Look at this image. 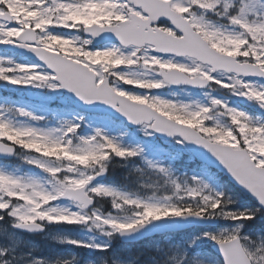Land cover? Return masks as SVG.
<instances>
[{"label": "rangeland", "instance_id": "obj_1", "mask_svg": "<svg viewBox=\"0 0 264 264\" xmlns=\"http://www.w3.org/2000/svg\"><path fill=\"white\" fill-rule=\"evenodd\" d=\"M11 1L13 0H0V4L6 3L12 7L16 6L13 13H10L12 18L16 20H20L21 18L28 20L29 14L27 9L20 3V0H14V4H11ZM168 1L171 2L172 8L175 11L187 16L186 19L207 41L208 39L201 31V24L207 26L208 30L215 29L225 34H237L225 25L222 27L207 20L205 18L207 14L216 15L217 19L224 21L227 25L234 26L230 22L231 16L239 15L240 9L246 8L245 18L248 22L251 23L247 17L249 15L254 18L257 17V21L254 19L252 22L264 20V0H221L215 10H204L195 7L194 4L198 3L199 0H186L187 3L184 0ZM60 2H71V0H60ZM82 2L83 0H76L78 4ZM93 2L98 7L95 10H90L81 19L69 22L66 27H51L47 30L48 34H53L59 38L58 43L51 44L49 51L58 52L56 45H59L62 49L59 53L74 62L87 66L96 75L97 83L102 81L104 75L109 76L113 90L135 102L144 101L150 107L156 104L157 101H164L175 105L174 108H161L159 112L177 122H184L195 128L197 127L196 125L200 127L202 122H205L206 126L207 122L210 123L212 121L213 127H207L209 130L218 129L219 127L227 130V127L216 115L218 109L215 110L212 104L213 100L219 101L220 103L217 104L218 108L223 109L221 111H224L231 123L236 125L238 130L241 131L243 143L245 142V148L252 154V159L257 165L264 166V123L256 124L255 122L259 120L257 117L249 120L241 110L233 106L236 105L234 99L227 100L215 93H206L195 97L187 91H171L158 79L156 74L158 69L165 70L169 67H185L182 66L183 63L155 56L151 53L149 47L141 50L129 48L124 49L127 51L123 52H121L118 46L111 45L102 46L98 49L93 48L92 42L83 36L82 30L93 24L99 26L114 25L115 22L121 21L125 17L122 13L123 9V12L131 10L125 4H123V9V6L121 8L110 6L108 0H93ZM225 3L231 6L227 14L223 10ZM190 9L191 11H189ZM192 9L195 10L193 11ZM260 16L261 18L259 19ZM85 20L89 21V23L86 24ZM166 25H161L160 29L174 34V31ZM11 27H15V25ZM208 42L210 45L212 42H215L226 51L236 50L234 46L221 42L219 38H214L212 42ZM118 61H121V63H118ZM0 62H2L3 67L13 68L20 65L22 61L12 60V58H6L5 55H0ZM9 63L13 67H10ZM20 66L36 67L34 65ZM32 74L48 76L46 73H41L39 69L38 71H33ZM20 76L23 77L24 73ZM214 78L226 80V78L219 75L214 76ZM48 81L53 85L55 90L41 87L44 89V94H41L38 91L40 87L12 85L0 80V84L7 86V90H12L13 93H18V91L25 92L27 97L23 98L33 103L28 106L27 104H23L26 102L14 104L8 102L6 107L0 103V117L5 122L10 123L13 129L21 131L32 129L37 132V136L45 132H53L55 134L51 139H70L73 147H83L82 141L93 137L99 131L102 139L97 138L95 148L99 151L101 146H103V154L109 157L104 162L105 170L109 173V168L113 171L121 168L126 173L131 172L134 178L131 184L135 185L136 191L140 194L128 193L110 184L108 182L109 178H111L109 174V177L107 176L104 182L94 183L90 187L103 186L110 188L132 199L167 207L170 211L172 209L184 211L191 206L203 207L215 204L221 190L218 185L213 184L204 176L206 173L204 174L202 170H197L196 168L185 169V171L174 168L173 163L180 158L185 150L182 142L178 143V140H174L171 143H161L157 141L148 127H142L128 133L118 123H114L116 128L111 127L112 121L107 118L82 116V114H78L75 110H72L71 98L62 94L59 87L50 80L49 76ZM155 84H161L162 86L159 88L150 87ZM216 85L219 91H227L229 97L246 98V96L241 95V92L235 89L233 84L227 87ZM251 85L256 89L264 90L262 87H256L258 85ZM240 88L244 89L241 85ZM246 91L248 90L246 89ZM19 97L21 96L19 95ZM205 100L209 101V103H204ZM51 102H54L55 105H62V107H53L47 111L43 105ZM257 108L261 109L262 107L258 105ZM204 109H210L209 111H204V113L209 112V115H201ZM21 111L29 115L22 116L20 115ZM32 117H37V119H33ZM27 118H32L33 121L31 122ZM242 121L253 122L254 125L242 123ZM255 124L257 127H254ZM69 125L76 127L77 131L68 136H63V131ZM249 130L251 131L250 134ZM108 131H110L109 134ZM124 131L126 136H124L125 134H121ZM229 135L226 133L225 136ZM122 137H126V142L123 141ZM246 137L249 139L245 140ZM23 139L25 142L36 139V143L38 144L45 143V141L35 137ZM108 140L115 142L119 146V151L125 153V155H117L115 150L108 149ZM225 141L230 142L229 144L233 147H237L234 139L229 137ZM16 147L19 149L20 154L15 163L22 167L12 171L7 169L9 167H0V173L23 178L24 180H35L49 191H52L54 187L53 178L44 172L42 168L29 164L28 161L40 160L43 164L53 168L66 169L73 166L59 152L57 155L61 156L60 159L56 157L44 158L35 150H25L19 146ZM61 147H64V145L62 144ZM163 148L170 149L175 154L170 152L171 155H169ZM132 152L136 154L128 155V153ZM68 154L71 155V153ZM24 167L27 170L26 173H22V168ZM32 170L37 171V173H30ZM79 171L95 176L98 168L80 167ZM65 174L61 173L60 176L63 177ZM27 191L31 192L32 189L29 188ZM93 199L95 200V204L97 202L98 205L85 211L89 215L95 212L102 217L114 215L121 220H126L133 218L138 211L135 206L131 205H125L120 210L114 209L111 197H94ZM225 201V204L220 208H216V205L212 206L209 216H216L223 222H226L227 225L225 224V226H222L218 230H193L178 237L167 236L147 242L137 248L155 252L149 253L147 260L141 259L138 261H136V258L131 253L133 246L121 243L117 238V232H114L111 236L106 235L111 229L105 226L96 227L91 224H50L40 222L45 231L43 233L37 232L41 235L28 234L21 232L15 227L17 223L15 217L7 215L6 212H0V217H3L0 219V252L3 253V256H0V264H36L37 261L41 262V264H156V262L157 264H185V260L188 257L196 261V264H214L218 259L216 260L212 257L208 250L210 249V245L215 242L207 239L205 234H216L221 237L239 236L243 240V248L251 259L252 264H264V226L258 225L259 229L256 231L255 237L252 238L243 232V223L233 222L239 219L228 217L233 212L229 208V203L248 210L252 209L251 201L242 195L238 196L230 192L226 194ZM11 203L13 207L23 206L24 204L23 201L16 200H13ZM48 207L76 211L73 203L71 204L61 199L53 201ZM103 209L106 211L103 212ZM227 219L233 221L228 222L226 221ZM259 220H264V213H262V216L260 215ZM67 241H77L82 244L100 246V248L105 250H98L96 247H79L67 243Z\"/></svg>", "mask_w": 264, "mask_h": 264}, {"label": "snow or ice", "instance_id": "obj_2", "mask_svg": "<svg viewBox=\"0 0 264 264\" xmlns=\"http://www.w3.org/2000/svg\"><path fill=\"white\" fill-rule=\"evenodd\" d=\"M221 0H199L194 6L204 10H215L220 4ZM20 3L27 9L29 19L16 20L11 17H0V44H12L18 47H25L29 51L34 52L39 60L43 62L48 70L47 73L54 81L57 75H70L71 69L69 66L59 62V60L49 55V50L52 43H58L59 38L53 34H48L47 30L51 27H66L69 22L81 19L90 10H95L98 5L93 0H83L82 3H76V0L71 2H60V0H20ZM231 6L224 4V13H228ZM4 9L0 8V12ZM191 11V9L189 10ZM246 8L240 9V14L231 16L230 22L234 26H239L242 32L238 34H225L219 30H208L207 26L201 24L200 28L203 35L212 42L214 38H219L221 42H226L228 45L234 46L235 51L220 47L219 44L212 42L211 48L202 46L198 40L193 38L184 25L179 20L175 21L177 28L180 31L175 32L177 37L183 41V47L187 49L185 54L192 55L201 63L194 67H181L179 73H170L166 80L170 83H187L196 86H205L212 82L221 87H227L233 83L231 75L227 76L226 80H217L211 73L223 71L225 73H236L238 76L244 77H259L264 78V20L259 22H248L245 18ZM86 24L89 21H84ZM164 24L167 21H160ZM8 25H16L9 27ZM171 27V26H170ZM175 31V29H171ZM99 31L93 32V35H99ZM123 42L124 36L117 33ZM121 63V61H118ZM203 65H207L205 68ZM33 71H38L36 67L17 65L13 68H6L0 62V80L6 81L12 85L47 87L55 90L53 85L49 83L48 76L34 75ZM24 73V76L15 75ZM187 74V78H185ZM235 84L241 85L242 88L247 89L246 92H241V95L246 96L249 100H254L259 103L260 107L264 108V90L256 89L251 84L245 82L244 79H236ZM65 87L67 85H64ZM161 84L151 85L150 87L159 88ZM79 94V93H78ZM144 104V101H139ZM219 101H212L213 105L219 104ZM159 105V107H157ZM156 111L161 108H174L168 102L157 101L156 104L151 105ZM204 109L203 111H209ZM124 114L132 122L139 124L146 119V114L142 111H125ZM20 115H29L21 111ZM37 119V117H32ZM157 131H166L169 135L177 134L175 129L169 127L167 120H161L159 127L153 125ZM77 131L76 127L69 125L64 131L63 136H68ZM55 133L45 132L37 136V132L32 129L18 130L13 129L12 125L5 122L0 117V140H6L14 143L25 150H35L44 158L56 157L60 159L57 153H61L63 158L70 161L73 166L68 168H53L43 164L40 160H30L29 164H34L36 167L42 168L44 172L48 173L54 181L52 191L47 190L43 185L35 180H24L23 178L14 177L0 173V212H6L7 215L15 217L17 223L15 227L27 229L29 231H39L40 222H47L50 224H91L96 227L105 226L111 231L106 235L111 236L114 232H119L122 235L130 234L139 231L146 225L159 222L168 218H188L189 216L202 219V213L191 208L186 211L175 210L171 211L167 207H161L156 204L141 202L130 198L125 194H121L113 189L103 186L89 187L96 179V176L103 175L105 172V161L109 158L105 156L103 146L99 151L95 148L97 138H101V133L97 131L93 137L82 141L83 147H73L71 140H53L51 137ZM35 137L45 143H36V139L25 142L23 138ZM178 140V143H181ZM64 147H61V145ZM107 148L115 150V153L124 156L125 153L119 151V146L112 140L107 141ZM13 151L10 147H5L0 144V153L11 154ZM68 153H71L69 155ZM135 152L128 153V155H135ZM80 167L84 168H98L96 176L87 175L79 171ZM163 171V169H161ZM61 173H66L63 177ZM73 174V175H67ZM31 188L29 192L27 189ZM112 198L113 208L116 210L122 209L125 205L135 206L138 211L131 219L121 220L119 217L109 215L102 217L93 212L91 215L84 210L93 204V198ZM62 198L73 202L76 211L69 209H60L57 207H48L53 201ZM23 201V206L13 207L12 201ZM264 203V200L261 201ZM10 210V211H9ZM3 217H0L2 219ZM252 219L253 217H247ZM207 239L215 242L221 249H224L219 256V260L214 264H233L231 259L226 257L242 256L243 252L239 245L234 247L224 248L225 244L237 241L238 237L233 235L231 237H221L216 234H205ZM79 247L91 248L96 247L98 250H105L100 246L89 244H82L77 241H67ZM0 256L3 253L0 252ZM36 264H41L37 261ZM185 264H196L191 257L185 260Z\"/></svg>", "mask_w": 264, "mask_h": 264}, {"label": "water", "instance_id": "obj_3", "mask_svg": "<svg viewBox=\"0 0 264 264\" xmlns=\"http://www.w3.org/2000/svg\"><path fill=\"white\" fill-rule=\"evenodd\" d=\"M131 2L137 7L142 6L143 10L150 16L172 17V15L168 11H166L164 7L155 4L152 0H131ZM129 24L132 26H129ZM145 26L147 27V23L145 24ZM95 31H99L100 34L93 35V32ZM143 31L144 29L139 25H136L135 22H127L124 24H120V27L114 28H86L85 34L94 38L95 45L119 42L124 45L134 44L136 46H143L144 44L148 43L155 45V51L159 54H174L175 52H178L179 55L185 54L187 52V49H185L183 46L179 47L181 45H179L175 40L164 38L159 33L145 34L143 33ZM117 33L124 36L126 42H123L120 39V36L117 35ZM167 43L173 44L174 47H166L165 44ZM182 44H184V42ZM12 48L21 51L22 53L28 55L30 58L40 61L39 57L34 52L29 51L25 47L0 45V49ZM49 55L56 57L60 63L70 67L71 74H59L57 75L56 81L61 84L62 90L64 92L71 94L75 98V107H77L80 111L109 114L116 119L125 121L129 124L130 127L140 126L144 122L148 124L154 122L153 125L159 127L161 120H167L169 127L171 129H175L177 134L169 135L166 131H157L152 126V130L157 134L159 138L172 140L175 137H180L185 142L188 150L195 156L196 159L222 172L237 189L250 196L264 211V203H261V201L264 200V170L257 168L254 163L251 162L246 152L233 150L232 148L227 146L211 144L207 140L201 138L190 127L176 124L164 118L163 116L156 114L146 106L134 104L127 99L114 94L112 91H110L106 84L101 85L99 88H95V76L91 72H89L87 68L79 64L72 63L59 54L49 52ZM170 73L178 72L161 73V76L164 78L165 82L175 87L191 85L187 83L177 84L168 82L166 80V77ZM185 78L187 77L185 76ZM252 78L264 80V78L259 77ZM64 85L67 86L65 87ZM134 110L144 112L147 118L139 124L132 123L124 114V112H131ZM2 154L4 153H0V156ZM105 176L106 172H104L103 175L96 176V179L92 183L103 180ZM92 205H90L87 209L92 207ZM217 223V220H210L205 218L198 219L191 216H189L188 218L180 219L168 218L159 222L150 223L134 233L125 235L118 233V236L123 242H136L141 239L154 236L156 234L180 232L193 227H215ZM22 230L29 231L27 229ZM43 230L44 228L40 226L39 231L29 232H42ZM235 245H239L238 240L229 244H225L224 248L234 247ZM212 250L218 256H220V253L224 249H221L218 245H214L212 247ZM240 250L242 251L241 248ZM226 259H231L233 261V264H250L248 258L244 253L242 256L226 257Z\"/></svg>", "mask_w": 264, "mask_h": 264}, {"label": "trees", "instance_id": "obj_4", "mask_svg": "<svg viewBox=\"0 0 264 264\" xmlns=\"http://www.w3.org/2000/svg\"><path fill=\"white\" fill-rule=\"evenodd\" d=\"M184 164H185V157L182 159L181 162H178L176 165L177 166H184ZM108 171H109V176L111 177V181L113 183H115L117 185L119 184L120 186H125L130 192H137L136 191L137 189H136L135 185L131 184V181H132V178H133L131 173H126L121 168H117V169H115V171H113V170H111L109 168ZM213 180L215 182H218V185L221 187V190H222L221 196L215 202L216 203V208H220L225 203V193H226V191H234L235 193H238V192L236 190H234L231 187V185L228 184L227 181L223 177L218 175V174H214L213 175ZM190 208L193 209V210L200 211L203 215H208L211 212V210H212V205L205 206L204 208H198L196 206L190 207ZM251 213L254 214L255 211L253 210ZM252 214H250V211H247L246 209H239V208H235V211L233 212L234 218H240L241 220L244 221L245 227H251V228L256 227V224L258 223V222H254L256 217L253 216ZM247 217H253V218L252 219H248ZM259 218H260V216L257 217V219H259ZM139 251H141V252L139 253ZM132 255L136 258L137 261L141 260V259L147 260L148 257H149V255L145 252V250L142 251V250H138L136 248L132 251Z\"/></svg>", "mask_w": 264, "mask_h": 264}, {"label": "flooded vegetation", "instance_id": "obj_5", "mask_svg": "<svg viewBox=\"0 0 264 264\" xmlns=\"http://www.w3.org/2000/svg\"><path fill=\"white\" fill-rule=\"evenodd\" d=\"M137 12H140V11H138V10H136ZM250 20H252L251 18H250ZM253 21V20H252ZM230 27H231V25H229ZM179 59V58H178ZM179 60H187V59H179ZM189 67H193L194 65H195V63H193V62H189ZM203 67H205V66H203ZM205 68H207V67H205ZM229 73H223V72H219V73H216V74H214V75H223L224 77H226L227 78V76H229L228 75ZM211 75H213V73H211ZM231 75V78H232V81H233V83H231V84H235L234 83V81L236 80V79H244V78H240V77H238L237 75H235V74H230ZM245 80V79H244ZM245 82H247V83H249V84H256V85H261V86H264V83H262V82H259V81H253V80H245ZM212 84H214V83H212ZM235 86H236V89H241L240 88V85L239 84H235ZM243 89H241L240 91H242ZM239 106H240V108L242 109V112L244 113V114H246L247 116H252V115H256L260 120H262V121H264V116H259L258 114H259V110H257L256 109V105H255V101L254 100H251V101H249L248 102V104L246 105V104H239ZM218 115H219V117L220 118H222V119H224V121H227V117H226V115L225 114H223V113H221V112H219L218 113ZM200 127H201V129L203 130V131H205V132H208V131H210V132H213V133H216L220 138H223V139H228L229 137L230 138H232V139H234V141L236 142V143H238L239 145H240V147L241 148H245V142L244 143H240V141H241V135L239 134V132H238V130L237 129H235V128H233V129H230V128H228V133L230 134L229 136H225V135H223V136H220L219 135V130H217V129H214V130H209L207 127H210L209 126V123L207 122L206 123V126H205V122H202L201 123V125H200ZM247 139H249V138H246L245 140H247ZM249 153H250V151H249ZM251 154V153H250ZM252 155V154H251Z\"/></svg>", "mask_w": 264, "mask_h": 264}]
</instances>
